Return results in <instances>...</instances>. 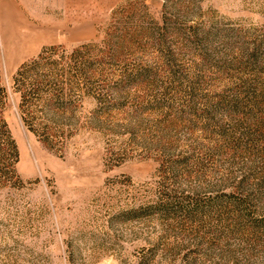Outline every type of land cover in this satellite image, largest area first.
I'll use <instances>...</instances> for the list:
<instances>
[{
    "label": "rangeland",
    "instance_id": "rangeland-1",
    "mask_svg": "<svg viewBox=\"0 0 264 264\" xmlns=\"http://www.w3.org/2000/svg\"><path fill=\"white\" fill-rule=\"evenodd\" d=\"M0 264H264V0H0Z\"/></svg>",
    "mask_w": 264,
    "mask_h": 264
},
{
    "label": "trees",
    "instance_id": "trees-1",
    "mask_svg": "<svg viewBox=\"0 0 264 264\" xmlns=\"http://www.w3.org/2000/svg\"><path fill=\"white\" fill-rule=\"evenodd\" d=\"M13 154H15L14 150H13Z\"/></svg>",
    "mask_w": 264,
    "mask_h": 264
}]
</instances>
